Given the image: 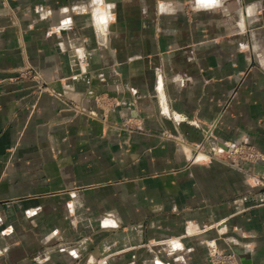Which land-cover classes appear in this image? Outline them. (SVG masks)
<instances>
[{"label":"crops","instance_id":"obj_1","mask_svg":"<svg viewBox=\"0 0 264 264\" xmlns=\"http://www.w3.org/2000/svg\"><path fill=\"white\" fill-rule=\"evenodd\" d=\"M164 131L264 154V0H0V264H164L165 234L264 264V159L189 164Z\"/></svg>","mask_w":264,"mask_h":264},{"label":"built area","instance_id":"obj_2","mask_svg":"<svg viewBox=\"0 0 264 264\" xmlns=\"http://www.w3.org/2000/svg\"><path fill=\"white\" fill-rule=\"evenodd\" d=\"M96 1V0H95ZM106 19L104 18L103 22L100 23H105ZM27 71L25 70L22 71L20 74L24 76ZM34 78H40L39 74L34 72L33 75ZM44 83H41L39 85L40 90H48L47 87L43 89V86H45ZM112 100V99H111ZM97 103L99 106L102 107L104 111L108 108L110 105V97H107L106 99L102 97H97L96 99ZM109 102V103H108ZM108 103V104H107ZM105 106V107H104ZM93 112V111H89ZM168 113V111H163ZM104 114V113H103ZM105 118V116H104ZM208 132V131H207ZM209 134L206 133L205 135V140L209 139ZM182 141V140H181ZM195 148L194 150H191L192 154V159L191 161H196L197 159L208 157L210 155V158L213 159H220L225 163H228L232 167L235 168H240L239 163L240 162H257L260 160L264 159V156L256 150L252 146H248L246 142H231L228 144H223L224 148H218L217 143L213 144L212 146L208 145V143L205 142H200V143H194ZM223 151V152H221ZM167 239H161L158 241H150L149 244L153 245L156 247V244L160 242V244H165V246L171 244L172 250H177L181 248V243L180 239L177 237H173V239H170L168 236H166ZM208 245L210 246L208 252H207V260L208 264H239L238 260L236 259V253L235 252H230V253H222L220 252L215 246H214V241L211 240ZM149 246V245H148ZM152 247V246H151ZM154 248V247H152ZM154 250V249H152ZM160 250V249H156ZM221 260V262H219ZM91 264H109L108 261H106L105 257H101L99 259H96L95 261H91Z\"/></svg>","mask_w":264,"mask_h":264},{"label":"rangeland","instance_id":"obj_3","mask_svg":"<svg viewBox=\"0 0 264 264\" xmlns=\"http://www.w3.org/2000/svg\"><path fill=\"white\" fill-rule=\"evenodd\" d=\"M28 70V69H27ZM33 75H34V73L33 72H31V71H27V73L23 76V77H28V76H30L31 78H34L33 77ZM20 76H22L21 74H20ZM45 87H47L46 85L45 86H43V89H45ZM48 88V87H47ZM109 103V102H108ZM107 103V104H108ZM165 111H168L167 109H165ZM85 115H87V116H90V117H97L98 116V113L97 112H88V113H86ZM100 116H102V119L101 120H104V116L106 117V115L105 114H100ZM165 116H167V117H171V119L172 120H174V121H179L180 119H178V118H184V117H180L178 114H175V113H172V112H169L168 111V113H166L165 114ZM125 122H128L127 121V119L126 120H124ZM215 124H216V122H214L213 124H212V127H211V129H208V134L209 135H211V132H212V129H213V127L215 126ZM124 125H126V124H124ZM129 127V126H128ZM162 136L164 137V138H167V139H170L174 144H175V147L178 149V150H180L182 153H183V155L186 157V159H187V162L190 164V163H197V162H201L202 160H205V158H207V159H213V158H210V155H208V157H204V158H200V159H197L196 161H191V159H192V152H191V150H194V148H195V145H194V142H186V140L185 139H183L182 137H181V135L180 134H176V133H172V132H166V131H164V132H162ZM182 140V141H181ZM231 142H246L247 143V145L248 146H252V147H254L256 150H258L263 156H264V154H263V152L257 147V146H255L254 144H252V143H250L249 141H229V140H227V141H223V142H219V143H217V145H218V148H224V146H223V144H228V143H231ZM187 151H188V153H187ZM221 152H223V151H221ZM190 154V155H189ZM191 158V159H190ZM213 160H216V159H213ZM216 161H218V162H220V163H222V164H224V165H226V166H229V167H232L231 165H229L228 163H225V162H223L222 160H220V159H217ZM254 163H256V162H240L239 163V166H240V168H238V169H241V168H243V166L245 167V165H247V164H250V165H253ZM233 168H235V167H233ZM254 183V185H260V186H264V179H259V180H257V179H255V181L253 182ZM74 212H76V211H74V209H72V207L70 206L69 207V209H68V213H71V214H73ZM60 214V213H59ZM62 215L64 214V213H61ZM64 217H65V215H64ZM218 222V221H217ZM213 224H215V226L214 227H216L217 229H218V223H213ZM210 227H212V226H210V225H207V226H205V227H203V228H206V229H209ZM219 230V229H218ZM165 237H159L158 236V238L157 237H155V238H153V237H150L147 241H144V243H142L144 246H146L148 249H154L155 251H156V249H160L161 251H163V252H166L167 253V255H169L170 257H168V258H166V257H164V258H162V259H160V261H162L164 264H185L184 263V259H180V258H178V259H176V257L174 256L175 254H176V252H178L177 250H172V248H171V244H169V242H168V245L167 246H165V244H160V242L159 243H157L156 244V247L155 246H153V245H151V244H149L150 243V241H158V240H160L161 241V239H167V237L166 236H168L170 239H173V237H176L175 235H170V234H165L164 235ZM211 240H213L214 241V246L220 251V252H222V253H230V252H234V251H231V250H226V249H223V248H221V246L218 244V242L215 240V239H207L206 241H205V248H206V251L208 252V250H209V248H210V246L208 245V243L211 241ZM181 239H180V243H181ZM141 244V245H142ZM149 245V246H148ZM154 247V248H152V247ZM183 249V248H182ZM174 256V257H173ZM236 259L238 260V256L236 255ZM221 260L222 259H220V261L219 262H221ZM106 261H108L107 259H106ZM133 261H128V262H126V263H121V264H133L132 263ZM238 263H239V261H238ZM154 264H155V261H154ZM207 264H208V260H207Z\"/></svg>","mask_w":264,"mask_h":264},{"label":"bare ground","instance_id":"obj_4","mask_svg":"<svg viewBox=\"0 0 264 264\" xmlns=\"http://www.w3.org/2000/svg\"><path fill=\"white\" fill-rule=\"evenodd\" d=\"M187 153H188V151H187ZM190 155V154H189Z\"/></svg>","mask_w":264,"mask_h":264}]
</instances>
